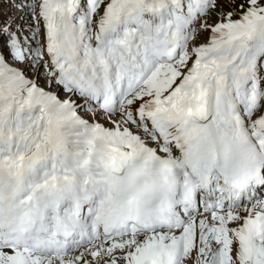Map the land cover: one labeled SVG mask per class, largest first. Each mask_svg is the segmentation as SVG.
Segmentation results:
<instances>
[{
  "label": "snow or ice",
  "instance_id": "snow-or-ice-1",
  "mask_svg": "<svg viewBox=\"0 0 264 264\" xmlns=\"http://www.w3.org/2000/svg\"><path fill=\"white\" fill-rule=\"evenodd\" d=\"M5 6L0 264H264V0Z\"/></svg>",
  "mask_w": 264,
  "mask_h": 264
},
{
  "label": "rangeland",
  "instance_id": "rangeland-1",
  "mask_svg": "<svg viewBox=\"0 0 264 264\" xmlns=\"http://www.w3.org/2000/svg\"><path fill=\"white\" fill-rule=\"evenodd\" d=\"M4 0H0V3H3ZM6 10H7V7H3L2 9H0V19H3L4 18V14H7L6 13Z\"/></svg>",
  "mask_w": 264,
  "mask_h": 264
}]
</instances>
